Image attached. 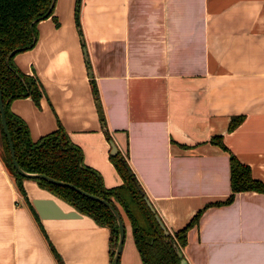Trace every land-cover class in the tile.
<instances>
[{
	"label": "crops",
	"instance_id": "0c3cea01",
	"mask_svg": "<svg viewBox=\"0 0 264 264\" xmlns=\"http://www.w3.org/2000/svg\"><path fill=\"white\" fill-rule=\"evenodd\" d=\"M75 1L56 0L58 24L41 18L35 45L13 56L45 94L38 105L14 98L11 111L32 140L63 124L108 188L122 183L112 139L171 232L203 208L181 248L188 264H264V192L240 190L205 207L232 192L231 154L264 181V0H81L102 119ZM238 114L243 119L229 129ZM22 184L26 195L0 158V264H58L47 237L64 264H110L107 227L81 212L40 219L45 237L27 200L54 194L33 179ZM123 219L118 264H142Z\"/></svg>",
	"mask_w": 264,
	"mask_h": 264
},
{
	"label": "trees",
	"instance_id": "16d2710c",
	"mask_svg": "<svg viewBox=\"0 0 264 264\" xmlns=\"http://www.w3.org/2000/svg\"><path fill=\"white\" fill-rule=\"evenodd\" d=\"M55 2L56 0H0V88L6 126L13 144L14 156L22 169L28 172L48 174L55 179L71 182L91 194L104 198L123 212L124 217L130 223L131 234L136 249L140 253L142 264H180L177 248L181 249L187 243V231L198 222L203 208L198 209L182 227L172 232L167 228L168 233L165 234L143 197L146 192L141 193L136 186L135 173L120 151L115 154L110 153V158L122 178V183L108 188L104 185L100 172L84 162L81 147L70 139L63 124L58 121L56 129L32 140L28 125L9 108L12 99L17 97L30 96L38 105L40 98L45 94L39 78L34 74L24 73L13 60V56L17 52L25 51L35 45L38 36L36 24L41 18L52 16L58 24L53 14ZM80 3L81 0L75 1V25L82 45L86 46L83 29L80 25ZM11 50L14 51L10 53ZM85 59L87 68H90L89 59ZM89 81L91 91H93L95 99L98 100V91L93 75ZM242 119L240 114L231 116L228 128H235ZM104 131L106 138L109 139L110 135L107 129L105 128ZM212 140L225 148L221 140L217 141L214 138ZM0 148V158L3 164L24 195L26 192L23 189V180L33 179L40 187L48 189L62 201L64 200L78 211L90 216L99 225L108 228L111 260L114 253L113 248L118 239V224L107 205L67 185H59L39 177L27 178L20 174L13 165L9 142H7L1 122ZM230 167L232 192L223 200L208 202L205 207L211 204L230 202L233 200L234 194L240 190L264 192V181L254 178L250 166L238 160L234 154L230 155ZM27 203L43 232L33 205L28 200ZM43 233L46 237L45 232ZM47 240L58 264H62L60 254L57 253L48 237Z\"/></svg>",
	"mask_w": 264,
	"mask_h": 264
},
{
	"label": "water",
	"instance_id": "95a60500",
	"mask_svg": "<svg viewBox=\"0 0 264 264\" xmlns=\"http://www.w3.org/2000/svg\"><path fill=\"white\" fill-rule=\"evenodd\" d=\"M13 51L14 50H11L10 53H12ZM83 53H84V59L85 58L88 59L86 46H83ZM85 61H86V59H85ZM87 71H88V75H90V77H91V75H92L91 69L87 68ZM96 105L99 109L100 118L102 119L103 115H102V110L100 107L99 100H96ZM0 122H1V126H3V130H4V133L6 135L7 142H9V149H10L13 165L20 174H22L23 176H25L27 178L39 177V178L51 181V182L59 184V185H62V184L67 185L71 188H74L78 192L80 191L81 193L91 197L92 199H97L100 202L105 203L107 205V207L114 214L115 219H117V224H118V232H117L118 239H117L116 245L113 248L114 253H113V256L110 260V264H117L118 258H119L120 253H121V248L123 246V242L125 239V235H124V233H125V221L123 219L124 218L123 212H121L112 203H109L104 198L99 197L96 194L95 195L91 194V193L87 192L86 190L75 186L71 182H67L65 180L55 179L52 176H49L48 174H44V173L32 172V171L28 172V171H26L20 167L17 159L14 156L13 144H12L11 139H10L8 127L6 126L5 109H3L1 88H0ZM102 123H103V120H102ZM110 143H111L110 153L115 154L118 151V149H117V147H116V145L112 139H110ZM0 155H1V148H0ZM134 180H135L136 186H138L140 192L143 193L144 189H142V187L139 185V183L136 179H134ZM55 197H56V199L62 201L56 195H54V197L47 196L46 198H44V197H33V198H31L30 204L33 205V207H34V209H35V211L39 217V220L40 219L43 220V219H47V218L63 219V218L80 217V215H81L80 211H78L74 207L70 208V209H66L65 207H63L62 205H60L57 202ZM143 197H144L145 201L147 202L148 206L150 207L151 211L154 213V218H156L159 226H161V228L163 229V232L165 234H167L168 229H167L163 219L161 217H159L158 213L156 212L153 203L150 202V199L148 198L147 194H144ZM177 253L180 256V264H188L186 259L183 257V253H182L181 249L177 248ZM61 258H62V256H61ZM62 264H64L63 259H62Z\"/></svg>",
	"mask_w": 264,
	"mask_h": 264
},
{
	"label": "rangeland",
	"instance_id": "374dc122",
	"mask_svg": "<svg viewBox=\"0 0 264 264\" xmlns=\"http://www.w3.org/2000/svg\"><path fill=\"white\" fill-rule=\"evenodd\" d=\"M123 215H124V214H123ZM124 216H125V215H124ZM126 228L129 229V224H128V227L126 226ZM125 231H126V230H125ZM125 233H126V232H125ZM125 233H124V235H125V238H126L127 235H126Z\"/></svg>",
	"mask_w": 264,
	"mask_h": 264
}]
</instances>
